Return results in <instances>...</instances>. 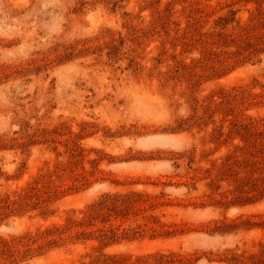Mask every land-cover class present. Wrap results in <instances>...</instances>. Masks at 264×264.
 Returning a JSON list of instances; mask_svg holds the SVG:
<instances>
[{
    "label": "rangeland",
    "instance_id": "rangeland-1",
    "mask_svg": "<svg viewBox=\"0 0 264 264\" xmlns=\"http://www.w3.org/2000/svg\"><path fill=\"white\" fill-rule=\"evenodd\" d=\"M0 264H264V0H0Z\"/></svg>",
    "mask_w": 264,
    "mask_h": 264
}]
</instances>
